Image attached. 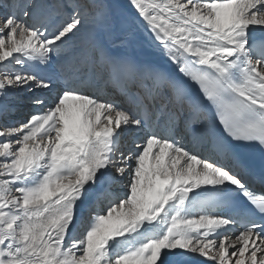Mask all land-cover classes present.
Returning <instances> with one entry per match:
<instances>
[{
  "label": "snow or ice",
  "instance_id": "obj_1",
  "mask_svg": "<svg viewBox=\"0 0 264 264\" xmlns=\"http://www.w3.org/2000/svg\"><path fill=\"white\" fill-rule=\"evenodd\" d=\"M129 4L174 65L143 78L175 107L129 91L121 107L78 77L47 103L30 96L36 110L0 127V264H264V187L233 171L242 147L264 153V0ZM43 9L0 0V117L14 93L52 91V76L26 69L50 67L85 25L77 6L51 30L30 23ZM93 54L126 78L139 71L99 43ZM186 117L228 165L184 144ZM125 133L139 137L127 154Z\"/></svg>",
  "mask_w": 264,
  "mask_h": 264
},
{
  "label": "bare ground",
  "instance_id": "obj_2",
  "mask_svg": "<svg viewBox=\"0 0 264 264\" xmlns=\"http://www.w3.org/2000/svg\"><path fill=\"white\" fill-rule=\"evenodd\" d=\"M37 0L44 5V15L35 22L36 26L47 24L49 30L67 15L73 6H77L81 16L85 20V25L75 37L69 40L61 53L52 54V64L45 69H36L30 65L27 70L35 72L37 75L52 76L53 82L55 76L60 80L65 77H78L76 84L81 91L89 95H97L103 99L113 100L121 107L126 105L124 92L127 88L134 92L146 94L151 91L156 101L169 104L170 109L175 105L166 95L158 92L151 81L144 83L143 73L148 69L160 68L168 70L174 68L168 59L164 50L157 45L153 39L152 33L147 29L146 24L138 16L136 11L130 6L129 0H76L77 3H71L65 7L70 0ZM72 5V6H71ZM107 12V17L105 13ZM259 36L260 33L258 32ZM94 43H99L104 49L113 56H127L139 66L136 75L126 79H118L119 72H113L112 68L100 62L93 54ZM13 70H20L19 66L12 65ZM45 67V66H42ZM140 77V79L138 78ZM138 78V81H135ZM127 82V87H125ZM64 84V82H63ZM63 85H56L52 88L58 89ZM96 87V88H95ZM92 88V89H91ZM57 90L48 92L47 90H36L33 93L17 92L7 100L9 111L6 115L8 119L0 117V127L14 122L25 120L32 114L36 107L30 103L29 97L40 95L45 102H49ZM26 100V101H25ZM26 102V103H25ZM33 108L31 110H28ZM5 117V116H4ZM189 133L184 136V144L191 150L198 152L211 160L220 164L228 165L229 162L222 155H217L216 151L205 141L203 144L197 143L193 135L199 138L204 134V128L200 123L194 128H190V120L186 117ZM208 127L214 131V123L210 122ZM218 134V133H217ZM179 138V137H178ZM139 137L133 133H125L121 137V150L127 154L129 150H135L134 141ZM195 145V146H194ZM231 166V165H230ZM237 164L233 166L236 170ZM127 177H125L126 181ZM119 191V189H116ZM105 201H101L103 205ZM198 218V213L196 214ZM237 225V229H238ZM203 260L204 258H199Z\"/></svg>",
  "mask_w": 264,
  "mask_h": 264
},
{
  "label": "rangeland",
  "instance_id": "obj_3",
  "mask_svg": "<svg viewBox=\"0 0 264 264\" xmlns=\"http://www.w3.org/2000/svg\"><path fill=\"white\" fill-rule=\"evenodd\" d=\"M71 3V0H70V2L69 3H67V5H69ZM72 3L74 4V3H77L76 2V0H72ZM61 4H65V0L64 1H62L61 2ZM72 6V5H71ZM37 27H40V25H38ZM52 60H53V58H52ZM12 66V65H11ZM37 66H40V67H37ZM43 65H38V64H33V66L32 67H37L36 69H38V68H40V69H45L46 67H42ZM27 70V69H26ZM27 71H29V69L27 70ZM64 81V80H63ZM63 81H61V80H58V81H56L55 83H53L52 85L54 86V84H55V86L56 85H63ZM52 90H58V89H54V88H52ZM26 101V100H25ZM28 101H30V100H28ZM26 103V102H25ZM31 109H33V108H30V109H28V110H31ZM3 119H8L6 116L5 117H3Z\"/></svg>",
  "mask_w": 264,
  "mask_h": 264
}]
</instances>
